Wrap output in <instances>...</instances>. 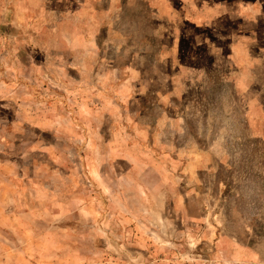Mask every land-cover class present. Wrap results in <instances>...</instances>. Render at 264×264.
I'll return each instance as SVG.
<instances>
[{
    "label": "rangeland",
    "instance_id": "374dc122",
    "mask_svg": "<svg viewBox=\"0 0 264 264\" xmlns=\"http://www.w3.org/2000/svg\"><path fill=\"white\" fill-rule=\"evenodd\" d=\"M0 264H264V0H0Z\"/></svg>",
    "mask_w": 264,
    "mask_h": 264
},
{
    "label": "crops",
    "instance_id": "0c3cea01",
    "mask_svg": "<svg viewBox=\"0 0 264 264\" xmlns=\"http://www.w3.org/2000/svg\"><path fill=\"white\" fill-rule=\"evenodd\" d=\"M252 8H254V10L256 11L255 14H259V13H262V12H263V9H261L260 6L253 5ZM242 48H243V52H244V49H245L246 47H242Z\"/></svg>",
    "mask_w": 264,
    "mask_h": 264
}]
</instances>
